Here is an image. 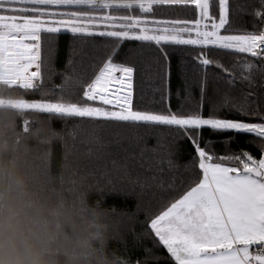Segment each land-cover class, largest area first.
Masks as SVG:
<instances>
[{"label":"snow or ice","instance_id":"1","mask_svg":"<svg viewBox=\"0 0 264 264\" xmlns=\"http://www.w3.org/2000/svg\"><path fill=\"white\" fill-rule=\"evenodd\" d=\"M72 5L104 11L55 12L49 8ZM165 5H194L196 18L150 20L146 15L153 13L154 6ZM245 6L253 9L252 30L233 28L230 0H0V115L9 117L14 129L17 118L22 120L19 138H39L42 130L32 129L30 117L47 114L49 120L60 119L65 123L78 118L93 123L123 122L136 127L168 126L194 146L197 177L183 191L174 180L164 189L161 180L158 187L173 194L146 224L154 243L166 250L167 264H264V111L258 105L250 110L248 101L253 95L251 89H264V0L251 3L245 0ZM114 8L139 9L145 15H114L110 11ZM244 10V7L237 9ZM100 27L105 30L97 31ZM62 31L73 36L113 38L111 51L93 66L87 79L71 68L72 74L64 75V83L58 86L60 94L55 99L25 98L36 91L42 97L49 96V90L44 88L50 75L45 71L43 44ZM124 41L155 45L166 68L169 60L166 46L198 48L199 54L194 59L204 73L202 98L210 67L219 69L223 73L221 78L231 86H235L239 75V81L249 91L244 93L245 104L234 106L235 111L240 117L254 116L259 122L215 115L205 118L198 110L185 115L172 112L170 107L165 112L136 109L137 68L127 54L120 57ZM210 49L241 58L228 68L221 61L209 58ZM78 91L82 97L73 101L71 95ZM205 127L213 132L253 134L259 138L261 157L256 159L246 151L217 156L200 144V130ZM69 135L75 137L76 133ZM149 151L156 154L157 148L141 147L140 157L143 159ZM91 153L89 148L88 154ZM163 163L165 160L157 157V172L163 171ZM166 163L169 169L175 167L171 159ZM148 170L151 171V165ZM151 179L156 181L157 176ZM145 251L150 253L151 249Z\"/></svg>","mask_w":264,"mask_h":264},{"label":"trees","instance_id":"2","mask_svg":"<svg viewBox=\"0 0 264 264\" xmlns=\"http://www.w3.org/2000/svg\"><path fill=\"white\" fill-rule=\"evenodd\" d=\"M249 3L252 0H248ZM231 19L234 29L252 30L251 7L245 0H230ZM244 7L243 12L237 9ZM51 11L68 12L87 10L96 14L104 11L87 9L86 6H49ZM114 15H145L139 9L114 8ZM148 18L157 20H194V5L154 6ZM97 31L105 30L103 27ZM235 34V33H230ZM113 38L93 36H73L62 31L55 39L45 41L43 55L46 61L44 88L49 96L42 97L40 91L26 94L28 99H55L60 94L59 87L64 83V75L76 74L87 79L93 66L111 51ZM169 53L167 68L155 45L140 41H124L120 47V57L128 55L137 68L134 82V107L138 110L181 112L187 115L200 111L207 118L215 115L223 119H244L245 122H259L256 117H240L234 106L245 104L244 93L248 87L239 81L235 86L222 79L223 73L216 68L207 70V83L203 85L204 73L194 57L199 49L194 46H166ZM209 58L221 61L225 67L232 68L241 58L222 50H208ZM72 61L71 67L69 61ZM50 66V72L49 67ZM259 69L254 71V75ZM167 72V75L165 73ZM239 72V70H238ZM257 84L259 76L257 75ZM248 98L250 110L259 106L264 111V89H251ZM67 95V94H66ZM82 92L71 95L78 101ZM32 129H41L39 138H22L29 150L31 171L37 187L54 188L57 191L84 194L86 204L103 214L107 226V249L113 264H167L166 250L154 243L146 224L150 218L165 206L173 194L165 191L173 180L183 191L189 182L198 175V159L191 142L168 126L136 127L127 123H93L73 118L67 123L51 119L47 114H32ZM15 131L22 132V120L17 118ZM78 125V127H76ZM75 131V137L69 135ZM53 133H56L53 136ZM48 143L42 141L48 140ZM200 144L207 146L217 156L236 155L249 152L254 158L262 155L259 138L250 133L234 131L213 132L205 127L200 130ZM105 147H100V145ZM157 148V153L145 152L142 159L141 147ZM92 153L88 154V149ZM99 149V150H97ZM47 153V155H46ZM171 153V155H169ZM157 157L163 158L162 172L156 171ZM171 159L175 165L169 169L166 161ZM143 165V166H142ZM151 165V171H149ZM157 176L153 181L151 177ZM164 182V189L158 187ZM183 181V187H181ZM151 249L146 253L145 249ZM161 257L157 260L155 257Z\"/></svg>","mask_w":264,"mask_h":264},{"label":"clouds","instance_id":"3","mask_svg":"<svg viewBox=\"0 0 264 264\" xmlns=\"http://www.w3.org/2000/svg\"><path fill=\"white\" fill-rule=\"evenodd\" d=\"M84 194L37 187L29 150L0 115V264H113Z\"/></svg>","mask_w":264,"mask_h":264},{"label":"rangeland","instance_id":"4","mask_svg":"<svg viewBox=\"0 0 264 264\" xmlns=\"http://www.w3.org/2000/svg\"><path fill=\"white\" fill-rule=\"evenodd\" d=\"M60 12H68V11H67V10H63V9H61Z\"/></svg>","mask_w":264,"mask_h":264},{"label":"built area","instance_id":"5","mask_svg":"<svg viewBox=\"0 0 264 264\" xmlns=\"http://www.w3.org/2000/svg\"><path fill=\"white\" fill-rule=\"evenodd\" d=\"M72 6H77V5H72Z\"/></svg>","mask_w":264,"mask_h":264}]
</instances>
